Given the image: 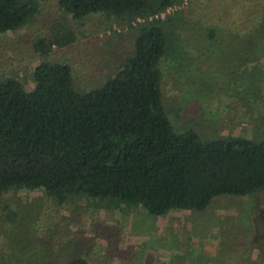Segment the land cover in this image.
Returning a JSON list of instances; mask_svg holds the SVG:
<instances>
[{
  "label": "rangeland",
  "instance_id": "1",
  "mask_svg": "<svg viewBox=\"0 0 264 264\" xmlns=\"http://www.w3.org/2000/svg\"><path fill=\"white\" fill-rule=\"evenodd\" d=\"M34 1L24 26L0 32V81L15 77L32 91L35 68L47 60L69 64L73 86L89 91L134 52L138 21L131 26L109 11L75 19L59 0ZM170 11L181 26L168 27L160 67L175 129L264 139V0H187ZM39 38L55 42L48 56L36 52ZM261 209L264 191L218 194L203 210L155 215L109 196L59 201L12 187L0 194V264H66L76 256L90 264H264Z\"/></svg>",
  "mask_w": 264,
  "mask_h": 264
},
{
  "label": "trees",
  "instance_id": "2",
  "mask_svg": "<svg viewBox=\"0 0 264 264\" xmlns=\"http://www.w3.org/2000/svg\"><path fill=\"white\" fill-rule=\"evenodd\" d=\"M186 1L59 0L75 19L109 11L131 26L138 21L134 52L89 91L73 86L69 64L47 60L35 68L32 91L15 77L0 81V194L26 187L64 201L87 193L164 215L203 210L218 194L264 191V139H204L176 130L166 113L160 62L168 27L181 26L167 10ZM37 7L34 0H0V32L24 26ZM54 43L39 38L34 47L48 56ZM66 264L90 262L76 256Z\"/></svg>",
  "mask_w": 264,
  "mask_h": 264
},
{
  "label": "crops",
  "instance_id": "3",
  "mask_svg": "<svg viewBox=\"0 0 264 264\" xmlns=\"http://www.w3.org/2000/svg\"><path fill=\"white\" fill-rule=\"evenodd\" d=\"M164 259L166 258V257H163ZM163 258H161V260H164ZM167 260H169V258H166V260H164V261H167ZM160 263V262H159ZM158 263V264H159Z\"/></svg>",
  "mask_w": 264,
  "mask_h": 264
},
{
  "label": "built area",
  "instance_id": "4",
  "mask_svg": "<svg viewBox=\"0 0 264 264\" xmlns=\"http://www.w3.org/2000/svg\"><path fill=\"white\" fill-rule=\"evenodd\" d=\"M163 15H164V13H163Z\"/></svg>",
  "mask_w": 264,
  "mask_h": 264
}]
</instances>
